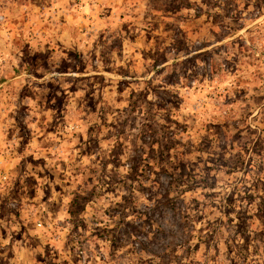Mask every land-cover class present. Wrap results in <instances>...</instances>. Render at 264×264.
<instances>
[{
    "label": "rangeland",
    "instance_id": "1",
    "mask_svg": "<svg viewBox=\"0 0 264 264\" xmlns=\"http://www.w3.org/2000/svg\"><path fill=\"white\" fill-rule=\"evenodd\" d=\"M0 264H264V0H0Z\"/></svg>",
    "mask_w": 264,
    "mask_h": 264
},
{
    "label": "trees",
    "instance_id": "2",
    "mask_svg": "<svg viewBox=\"0 0 264 264\" xmlns=\"http://www.w3.org/2000/svg\"><path fill=\"white\" fill-rule=\"evenodd\" d=\"M256 182H257V185H259V184H258V183H259V180H256ZM252 186H253V187L255 186V182H253ZM259 195L261 196V194H259V192H258L257 190H255V192H254L252 195L247 196V199H248V200H253V201H254L255 199H260V201L263 202V199L260 198ZM249 207H250V205H249ZM251 208H252V207H250V209H251ZM185 243L187 244V241H183V243L180 244L179 247H182L183 245H185Z\"/></svg>",
    "mask_w": 264,
    "mask_h": 264
}]
</instances>
